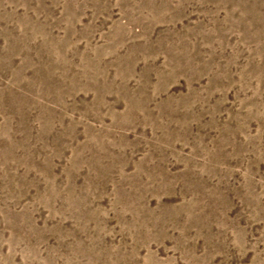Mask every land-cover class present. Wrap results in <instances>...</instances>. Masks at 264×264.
I'll use <instances>...</instances> for the list:
<instances>
[{"label":"rangeland","instance_id":"obj_1","mask_svg":"<svg viewBox=\"0 0 264 264\" xmlns=\"http://www.w3.org/2000/svg\"><path fill=\"white\" fill-rule=\"evenodd\" d=\"M0 264H264V0H0Z\"/></svg>","mask_w":264,"mask_h":264}]
</instances>
